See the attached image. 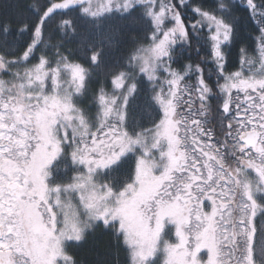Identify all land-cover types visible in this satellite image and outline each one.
I'll return each instance as SVG.
<instances>
[{"label":"snow or ice","instance_id":"6c2138e0","mask_svg":"<svg viewBox=\"0 0 264 264\" xmlns=\"http://www.w3.org/2000/svg\"><path fill=\"white\" fill-rule=\"evenodd\" d=\"M98 234L95 264H264V0L0 13V264Z\"/></svg>","mask_w":264,"mask_h":264},{"label":"trees","instance_id":"16d2710c","mask_svg":"<svg viewBox=\"0 0 264 264\" xmlns=\"http://www.w3.org/2000/svg\"><path fill=\"white\" fill-rule=\"evenodd\" d=\"M43 0H0V13L4 11L5 8L9 4L13 3H21L23 5L27 4H40ZM9 14L11 16L17 15L16 8H9ZM78 15L76 11H72L69 13V17L66 18H75ZM56 40H53L52 43H56ZM77 46V42H73L68 44V47L75 49ZM252 51L251 47L249 48V52ZM109 238L107 236L97 235L95 238L91 239L87 244H84L80 247L72 249L75 254L83 260L86 261L87 264H95L97 260L105 259L104 255L108 251ZM123 259V256L121 257Z\"/></svg>","mask_w":264,"mask_h":264},{"label":"rangeland","instance_id":"374dc122","mask_svg":"<svg viewBox=\"0 0 264 264\" xmlns=\"http://www.w3.org/2000/svg\"><path fill=\"white\" fill-rule=\"evenodd\" d=\"M249 54H250V55H254L255 53L252 52V51H250ZM171 238L174 239V237H171Z\"/></svg>","mask_w":264,"mask_h":264}]
</instances>
